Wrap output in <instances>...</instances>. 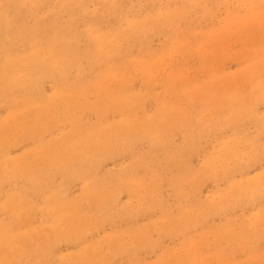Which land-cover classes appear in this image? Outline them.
Returning a JSON list of instances; mask_svg holds the SVG:
<instances>
[{
	"label": "rangeland",
	"instance_id": "1",
	"mask_svg": "<svg viewBox=\"0 0 264 264\" xmlns=\"http://www.w3.org/2000/svg\"><path fill=\"white\" fill-rule=\"evenodd\" d=\"M0 98V264H264V0H0Z\"/></svg>",
	"mask_w": 264,
	"mask_h": 264
},
{
	"label": "bare ground",
	"instance_id": "2",
	"mask_svg": "<svg viewBox=\"0 0 264 264\" xmlns=\"http://www.w3.org/2000/svg\"><path fill=\"white\" fill-rule=\"evenodd\" d=\"M3 51H4V50H3ZM25 63H26V62H25ZM13 91H14V90H13ZM22 91H23V90H22ZM22 91H21V92H22ZM5 92H7V91H5ZM0 99H2V98H0ZM11 106H12V105H11Z\"/></svg>",
	"mask_w": 264,
	"mask_h": 264
}]
</instances>
